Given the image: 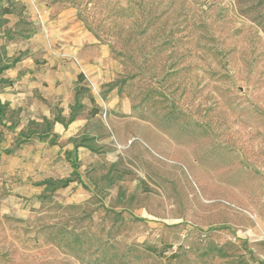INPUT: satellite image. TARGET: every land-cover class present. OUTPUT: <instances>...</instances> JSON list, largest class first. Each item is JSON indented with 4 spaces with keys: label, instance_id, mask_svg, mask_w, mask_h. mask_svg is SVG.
<instances>
[{
    "label": "rangeland",
    "instance_id": "374dc122",
    "mask_svg": "<svg viewBox=\"0 0 264 264\" xmlns=\"http://www.w3.org/2000/svg\"><path fill=\"white\" fill-rule=\"evenodd\" d=\"M38 1L108 45L131 113L118 146L96 87L116 165L0 200V264H264V0Z\"/></svg>",
    "mask_w": 264,
    "mask_h": 264
},
{
    "label": "crops",
    "instance_id": "0c3cea01",
    "mask_svg": "<svg viewBox=\"0 0 264 264\" xmlns=\"http://www.w3.org/2000/svg\"><path fill=\"white\" fill-rule=\"evenodd\" d=\"M34 1L43 26L29 0H0V200H15L22 211L46 199L49 190L96 186L86 168L105 165L108 173L116 165L119 156L110 148L90 83L107 85L105 123L118 146L119 123L131 113V104L111 84L117 67L108 45L83 26L73 8Z\"/></svg>",
    "mask_w": 264,
    "mask_h": 264
},
{
    "label": "built area",
    "instance_id": "2783aa9c",
    "mask_svg": "<svg viewBox=\"0 0 264 264\" xmlns=\"http://www.w3.org/2000/svg\"><path fill=\"white\" fill-rule=\"evenodd\" d=\"M29 4H30V7H31V10H32V13H33L34 17L37 19L39 24L41 26H43V24H44L43 23V12H41L39 10V8L36 6L34 0H29ZM90 88H91L94 96L95 97L97 96L101 101H103L98 89L96 88V86L94 84L90 83ZM103 115H105V111H104Z\"/></svg>",
    "mask_w": 264,
    "mask_h": 264
},
{
    "label": "trees",
    "instance_id": "16d2710c",
    "mask_svg": "<svg viewBox=\"0 0 264 264\" xmlns=\"http://www.w3.org/2000/svg\"><path fill=\"white\" fill-rule=\"evenodd\" d=\"M259 23V25H261V28H262V30L264 31V25L263 24H261L262 22H258Z\"/></svg>",
    "mask_w": 264,
    "mask_h": 264
}]
</instances>
